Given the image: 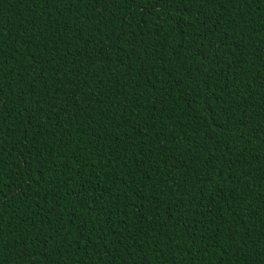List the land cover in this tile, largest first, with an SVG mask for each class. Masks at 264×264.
Instances as JSON below:
<instances>
[{"label": "trees", "instance_id": "1", "mask_svg": "<svg viewBox=\"0 0 264 264\" xmlns=\"http://www.w3.org/2000/svg\"><path fill=\"white\" fill-rule=\"evenodd\" d=\"M0 264H264V0H0Z\"/></svg>", "mask_w": 264, "mask_h": 264}, {"label": "snow or ice", "instance_id": "2", "mask_svg": "<svg viewBox=\"0 0 264 264\" xmlns=\"http://www.w3.org/2000/svg\"><path fill=\"white\" fill-rule=\"evenodd\" d=\"M160 2H161V3H166V2H167V0H160Z\"/></svg>", "mask_w": 264, "mask_h": 264}]
</instances>
